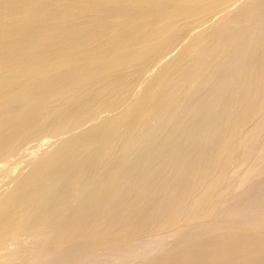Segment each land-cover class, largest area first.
<instances>
[{"label":"bare ground","instance_id":"obj_1","mask_svg":"<svg viewBox=\"0 0 264 264\" xmlns=\"http://www.w3.org/2000/svg\"><path fill=\"white\" fill-rule=\"evenodd\" d=\"M47 143L0 264H264V0H0V174Z\"/></svg>","mask_w":264,"mask_h":264},{"label":"rangeland","instance_id":"obj_2","mask_svg":"<svg viewBox=\"0 0 264 264\" xmlns=\"http://www.w3.org/2000/svg\"><path fill=\"white\" fill-rule=\"evenodd\" d=\"M174 52V51H173ZM172 52V54H175V52L173 53ZM52 140V141H51ZM50 140V142L49 143H53L54 141V139H51ZM49 143H47L46 145L47 146H43V150L42 149H40V147L38 146V147H36V145H29L32 149L33 148H35L34 149V151H32V150H30L31 148L29 147V146H27L25 149H24V151H22V152H24V154L23 153H20V154H22V156L19 154V156L18 157H16V158H12V159H10L11 161H10V163L12 164H8V168H7V170H9V171H6L5 170V172L4 173H1L0 174V192H4V191H6L7 189H9V188H7V184L8 185H12V183L10 182L11 181V176L13 177V176H17L18 174H19V172H21L23 169H26V166H24V163H28L29 162V160L31 159V157H32V154L31 153H33V152H37V153H39V155H37V154H35V155H37V157L36 158H38V156H40L41 155V153L40 152H45V151H49V150H51V146H50V144ZM34 146V147H33ZM50 146V147H49ZM42 147V146H41ZM49 149H48V148ZM45 148H47V149H45ZM39 150V151H38ZM27 152V153H26ZM28 154H30L31 156H29ZM23 155H24V157H23ZM25 156H27L26 158H25ZM21 158H24L23 160L21 159ZM26 159H29V160H26ZM35 160V159H34ZM14 161V162H13ZM18 161V162H17ZM33 161V160H32ZM17 162V163H16ZM14 164H17V165H14ZM25 164V165H26ZM9 165H11L12 167H9ZM21 165L22 166H24V168L23 167H21ZM16 166V167H15ZM14 168V169H13ZM23 168V169H22ZM11 169V170H10ZM22 169V170H21ZM17 170H19V171H17ZM17 171V172H16ZM14 172V173H13ZM10 173L11 174H14V175H10ZM9 177V179H7ZM5 178V179H4ZM131 178V176H128L127 178H126V180L127 179H130ZM9 182H8V181ZM6 184V185H5ZM3 186V187H2ZM6 186V188H4ZM2 188H4V189H2ZM3 190V191H2ZM43 244V245H42ZM41 245H38V246H36L35 247V249H33V252L32 253H35V251L36 252H38V251H47L48 249H50V248H52V247H58V243H56V242H49L48 244L46 243H42ZM52 244V245H51ZM47 245H49V246H47ZM54 245V246H53ZM51 246V247H50ZM44 248V249H43ZM37 249V250H36ZM61 252V251H60ZM31 255V254H30ZM30 255H28V256H30ZM2 260H0V262H1ZM29 260H28V257H27V262H28ZM117 262H116V260H112L111 258H104V259H102V260H100L99 261V264H116ZM80 264H82V263H80Z\"/></svg>","mask_w":264,"mask_h":264}]
</instances>
